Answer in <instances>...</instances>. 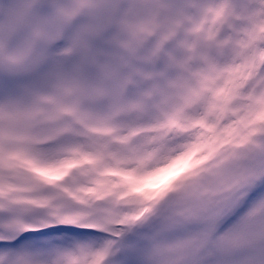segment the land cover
Listing matches in <instances>:
<instances>
[{
  "label": "snow or ice",
  "instance_id": "obj_1",
  "mask_svg": "<svg viewBox=\"0 0 264 264\" xmlns=\"http://www.w3.org/2000/svg\"><path fill=\"white\" fill-rule=\"evenodd\" d=\"M0 264H264V0H0Z\"/></svg>",
  "mask_w": 264,
  "mask_h": 264
}]
</instances>
